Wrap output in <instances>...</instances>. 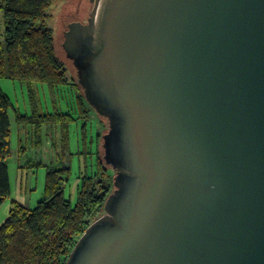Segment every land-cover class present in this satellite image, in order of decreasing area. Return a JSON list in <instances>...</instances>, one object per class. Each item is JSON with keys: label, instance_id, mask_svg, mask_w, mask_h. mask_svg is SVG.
Wrapping results in <instances>:
<instances>
[{"label": "water", "instance_id": "1", "mask_svg": "<svg viewBox=\"0 0 264 264\" xmlns=\"http://www.w3.org/2000/svg\"><path fill=\"white\" fill-rule=\"evenodd\" d=\"M82 1L63 48L116 176L66 264H264V0Z\"/></svg>", "mask_w": 264, "mask_h": 264}, {"label": "trees", "instance_id": "2", "mask_svg": "<svg viewBox=\"0 0 264 264\" xmlns=\"http://www.w3.org/2000/svg\"><path fill=\"white\" fill-rule=\"evenodd\" d=\"M51 5L52 0H0V80L28 85L35 115L16 113L17 123L36 129L40 147L44 127L59 126L61 156L65 158L72 155L70 128L76 119L59 110L38 114L33 88L47 85L57 108V91L69 84L66 64L57 55L53 30L47 26ZM78 103L85 112L84 93L79 95ZM11 108L10 98L0 85V207L11 195ZM35 167H43L42 162ZM97 169L98 176H83L76 203L65 195L71 167L48 168L43 199L35 209L13 200L9 216L0 227V264H66L91 225L88 218L95 222L103 217L105 204L115 191L112 167L99 158Z\"/></svg>", "mask_w": 264, "mask_h": 264}, {"label": "rangeland", "instance_id": "3", "mask_svg": "<svg viewBox=\"0 0 264 264\" xmlns=\"http://www.w3.org/2000/svg\"><path fill=\"white\" fill-rule=\"evenodd\" d=\"M76 2L77 0H52L50 18L47 20V26L54 33L57 55L66 64L69 79V84L57 91V108L47 85L39 84L33 87L38 114H55L59 110L76 119L70 128V152L72 155L65 158L61 156L62 139L59 126H45L48 128L47 135L43 133V145L42 147L38 146L39 138L35 132L36 129L27 123L20 126L16 118V113L28 117L35 115L28 85L10 80H0L2 90L9 96L12 103V108L9 111L12 124V155L8 159L11 195L0 207V227L9 216L13 200L30 209H35L42 201L48 168L71 167L72 174L65 187V195L73 203L77 201L83 176L86 174L93 177L99 175L97 164L99 158L104 160L103 138L109 132V121L99 115L88 101L86 111L80 110L78 97L80 94H85V91L84 89L81 91L79 88L77 69L73 62L67 58L63 48L65 38L62 13L68 11V14H72V10H76L72 5ZM92 6L91 0H83L80 4L79 16L83 19L84 24H87L88 18L91 17ZM70 8L72 10H69ZM64 19H67V16H64ZM65 31H68V27L65 28ZM37 162H42L43 167H35ZM111 174L115 178L116 171L112 169ZM88 221L90 224L94 223L92 217H89Z\"/></svg>", "mask_w": 264, "mask_h": 264}, {"label": "crops", "instance_id": "4", "mask_svg": "<svg viewBox=\"0 0 264 264\" xmlns=\"http://www.w3.org/2000/svg\"><path fill=\"white\" fill-rule=\"evenodd\" d=\"M9 117H10V113H9ZM10 122H11V119H10ZM11 126H12V124H11ZM44 129H45V132H44V133H45V135H47V130H48V128L45 127ZM41 147H42V146H41Z\"/></svg>", "mask_w": 264, "mask_h": 264}, {"label": "flooded vegetation", "instance_id": "5", "mask_svg": "<svg viewBox=\"0 0 264 264\" xmlns=\"http://www.w3.org/2000/svg\"><path fill=\"white\" fill-rule=\"evenodd\" d=\"M88 23V22H87Z\"/></svg>", "mask_w": 264, "mask_h": 264}]
</instances>
